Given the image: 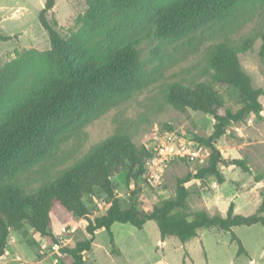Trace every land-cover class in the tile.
<instances>
[{
    "label": "trees",
    "instance_id": "16d2710c",
    "mask_svg": "<svg viewBox=\"0 0 264 264\" xmlns=\"http://www.w3.org/2000/svg\"><path fill=\"white\" fill-rule=\"evenodd\" d=\"M55 1L45 0L38 14L50 49L19 53L0 68V260L7 253L11 233H22L30 245L37 244L31 240L32 231L50 237V213L55 206L87 222L89 238L62 249L71 264H84L83 255L90 251L96 232L110 231L113 224L142 229L152 221L162 241L174 237L181 244L204 229L232 233L235 227L264 226V199L250 216L235 213L233 203L224 217L192 211L185 186L188 179L178 180L174 197L147 212H139L133 205L123 208L112 179L122 172H126L127 182L140 179L151 156L148 148L137 147L127 134H115L97 144L53 183L30 192L7 184L52 150L62 132L97 116L117 96L137 86L141 70L138 46L150 36L163 42L179 40L225 20L242 5L264 0H86L78 30L67 38L55 30V21L47 20ZM144 20L150 23V31L136 36V26ZM260 38L258 57L264 60V34ZM7 40L10 37L0 36V41ZM253 43L247 38L236 47L219 44L208 57L205 81L192 87L167 86L165 101L172 109L209 115L214 121L207 138L195 136L193 140L210 152L195 179L213 176L222 182L221 165L249 172L244 159H223L215 144L231 125L249 116L259 117L262 111L264 91L253 88L238 57ZM222 87L236 92V110L224 109ZM95 191L105 195L108 206L100 216L89 218L91 209L85 199L92 198ZM232 241L239 246L238 255L245 253L233 233Z\"/></svg>",
    "mask_w": 264,
    "mask_h": 264
},
{
    "label": "rangeland",
    "instance_id": "374dc122",
    "mask_svg": "<svg viewBox=\"0 0 264 264\" xmlns=\"http://www.w3.org/2000/svg\"><path fill=\"white\" fill-rule=\"evenodd\" d=\"M44 2L0 0V36L10 37V40L0 41V68L19 53H42L50 49L48 36L38 22ZM85 11L86 0H56L47 20L55 21V30L67 38L78 30V20ZM136 27L139 31L136 36L150 31L146 20ZM261 34H264V1L242 5L225 20L179 40L163 42L150 36L138 46L141 70L137 86L117 96L97 116L62 132L52 150L21 169L7 184L19 185L30 192L53 183L94 146L115 134H127L137 147L146 148L167 135L181 138L185 146L195 136L207 138L212 133L213 118L191 110L172 109L165 101L167 86L179 83L192 87L205 81L207 60L215 46L236 47L252 38L253 46L239 54V62L253 88L264 91V60L258 57ZM219 90L224 96V109L236 110L239 107L236 92L223 87ZM260 103L259 117L249 116L244 122L231 125L215 144L223 159H244L249 172L221 165L222 182L213 176L195 179L197 171L207 164L210 153L201 146L196 162L180 159L171 162L164 169L159 186L146 185L140 179L127 182L126 172L115 176L112 179L114 194L122 207L133 205L139 212H147L162 200L174 197L178 180L188 179L185 186L192 211L204 210L224 217L233 203L235 213L255 214L264 199V97L260 98ZM85 202L91 209L89 218L103 214V204H108L100 191H95ZM98 206L102 209L98 210ZM50 217V237L41 242L35 232H31V240L37 242L35 245L27 243L22 233H11L8 254L0 264H71V258L62 249L89 238L85 231L87 222L60 206L52 209ZM61 228L76 229L63 238L68 244L55 252L52 247ZM232 233L240 240L245 253L238 255L239 246L232 241ZM232 233L204 229L197 237L181 244L174 237L162 241L152 221L145 223L142 229L113 224L110 231L96 232L90 251L83 255L84 264H264V226L235 227Z\"/></svg>",
    "mask_w": 264,
    "mask_h": 264
},
{
    "label": "built area",
    "instance_id": "2783aa9c",
    "mask_svg": "<svg viewBox=\"0 0 264 264\" xmlns=\"http://www.w3.org/2000/svg\"><path fill=\"white\" fill-rule=\"evenodd\" d=\"M187 146L184 144V140L181 138L174 137L172 135H167L159 143L153 144L149 149L151 156L146 160L143 165V173L140 176V180L146 182V185L155 187L159 186L162 182V174L164 169L175 160H188L196 162L199 157V152L201 147L198 146L193 140H188ZM108 204H103V209L98 206V210H104L107 208ZM76 228L66 229L61 228L55 236L56 244L52 247L55 252H58L60 246H66L67 241H64V237L73 233ZM38 239L41 242L45 239L35 232ZM45 248V246H43ZM8 253H6L7 255ZM58 254V253H57ZM5 255V256H6ZM4 256V257H5ZM2 257L1 260L4 258Z\"/></svg>",
    "mask_w": 264,
    "mask_h": 264
}]
</instances>
